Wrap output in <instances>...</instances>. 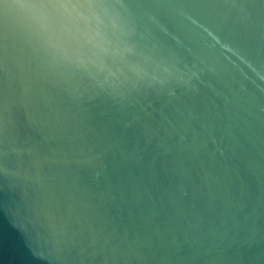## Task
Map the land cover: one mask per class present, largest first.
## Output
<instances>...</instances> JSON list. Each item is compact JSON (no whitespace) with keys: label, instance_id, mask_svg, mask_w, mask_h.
I'll use <instances>...</instances> for the list:
<instances>
[{"label":"water","instance_id":"obj_1","mask_svg":"<svg viewBox=\"0 0 264 264\" xmlns=\"http://www.w3.org/2000/svg\"><path fill=\"white\" fill-rule=\"evenodd\" d=\"M0 264H264V0H0Z\"/></svg>","mask_w":264,"mask_h":264}]
</instances>
